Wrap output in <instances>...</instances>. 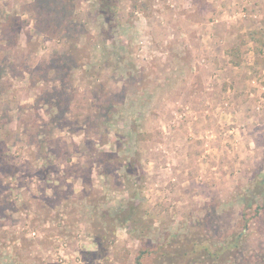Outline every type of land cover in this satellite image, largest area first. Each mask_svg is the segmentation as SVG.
Here are the masks:
<instances>
[{"label": "rangeland", "instance_id": "rangeland-1", "mask_svg": "<svg viewBox=\"0 0 264 264\" xmlns=\"http://www.w3.org/2000/svg\"><path fill=\"white\" fill-rule=\"evenodd\" d=\"M66 1L0 0V264H88L131 202L140 221L95 264L239 230L237 193L264 174V0H119L113 26L75 0L70 78L49 63L78 28L45 33ZM256 227L238 264H264Z\"/></svg>", "mask_w": 264, "mask_h": 264}, {"label": "trees", "instance_id": "trees-1", "mask_svg": "<svg viewBox=\"0 0 264 264\" xmlns=\"http://www.w3.org/2000/svg\"><path fill=\"white\" fill-rule=\"evenodd\" d=\"M58 0H43L44 3L50 4L58 3ZM98 15L109 26H113L114 20L117 18V7L119 0H96ZM68 7L63 8L64 12L69 13V18L53 23V33L45 32L50 36H55L61 33V29L64 32L69 31V25L64 27L66 23L72 25L73 29H77L72 37H69L71 44L69 48L65 50L61 55L55 52L53 61L49 63L51 68L55 71L63 69L68 71L69 78L73 70L81 68L83 52L79 47L80 37L85 33V30L81 27L80 23L73 21L75 0L66 1ZM58 7V4H55ZM59 6H61L59 4ZM59 8V7H58ZM106 31V30H105ZM65 32V33H66ZM75 35V36H74ZM87 57V56H86ZM54 91L55 94H58ZM247 189L243 188L237 194L239 203L242 204L241 216L244 223L240 225L239 230L228 231L226 234H220L217 239L220 242L216 244L215 239H211L209 235L192 234L186 235L174 234L172 237L165 241L161 247L153 245V247L141 249L136 256V264H238L237 257L241 255L242 258L246 257L247 238L250 235V226L254 222L259 226L257 229L264 232V174L254 178L247 184ZM139 206L134 202H131L125 208H122L117 214L113 212H107L109 220V231L112 235L115 233L117 226L121 225H136L140 221L136 211ZM105 216V215H104ZM134 229V227L132 226ZM105 231V225L102 224L97 227L95 233V239L97 248L95 250H87L84 252L85 258L88 260V264H95L97 259H108V247L114 244V238L109 236L110 232ZM207 236V237H206ZM244 254V255H243Z\"/></svg>", "mask_w": 264, "mask_h": 264}]
</instances>
